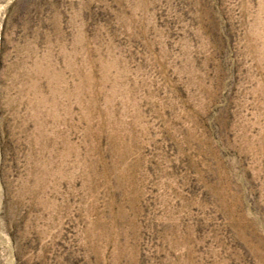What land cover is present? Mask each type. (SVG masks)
I'll use <instances>...</instances> for the list:
<instances>
[{"label":"rangeland","instance_id":"1","mask_svg":"<svg viewBox=\"0 0 264 264\" xmlns=\"http://www.w3.org/2000/svg\"><path fill=\"white\" fill-rule=\"evenodd\" d=\"M0 264H264V0H0Z\"/></svg>","mask_w":264,"mask_h":264}]
</instances>
